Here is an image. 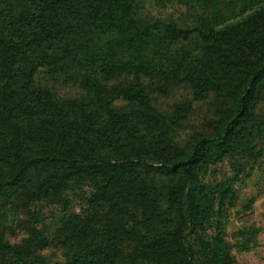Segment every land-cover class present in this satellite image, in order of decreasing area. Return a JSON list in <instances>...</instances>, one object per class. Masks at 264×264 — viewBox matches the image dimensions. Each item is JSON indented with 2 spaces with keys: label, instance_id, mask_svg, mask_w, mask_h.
<instances>
[{
  "label": "trees",
  "instance_id": "1",
  "mask_svg": "<svg viewBox=\"0 0 264 264\" xmlns=\"http://www.w3.org/2000/svg\"><path fill=\"white\" fill-rule=\"evenodd\" d=\"M135 1L0 0V264H51L36 249L38 231L19 244L7 239L5 223L15 207L56 196L82 177L93 181L100 199L139 170L179 180L162 187L166 209L156 202L145 210L139 225L155 231L139 236L138 250L160 264H230L220 226L211 241L198 236L193 245L186 231L203 228L219 195L230 193L229 183L205 185L201 175L226 157L248 155L262 134L257 108L264 103V42L251 54L237 52L200 29L203 43L193 52L201 50L202 58L189 71L192 99L162 114L152 102L150 92L160 86L147 79L145 71H154L147 60L164 63L192 32L175 22L122 15ZM43 70H71L85 98H57L37 83ZM212 94L223 107L210 130L156 162L140 155L158 121L177 125ZM68 225L63 220L58 231ZM127 260L115 244L102 243L81 245L64 264Z\"/></svg>",
  "mask_w": 264,
  "mask_h": 264
},
{
  "label": "rangeland",
  "instance_id": "2",
  "mask_svg": "<svg viewBox=\"0 0 264 264\" xmlns=\"http://www.w3.org/2000/svg\"><path fill=\"white\" fill-rule=\"evenodd\" d=\"M129 12L135 19L175 22L192 32L173 53L166 55L164 63L156 64L154 56L147 60L154 69L153 73L145 71L147 79L157 81L160 86L150 92L152 102L166 115L171 114L177 103L192 99L189 71L196 59L202 58L201 50L193 52L194 46L203 43L198 36L200 29L214 32L237 52L251 54L264 42V0H136L130 11H121L126 17ZM71 70H43L37 83L50 88L59 99L81 100L86 90L71 79ZM222 107L220 98L212 94L196 101L192 113L179 124L158 121L149 140L140 145V155L152 158L153 162L165 158L175 145H185L195 134L210 130L221 118ZM257 114L262 134L255 140L254 149L246 156L226 157L201 175L205 185L229 183L230 193L224 199L219 195L203 228L186 231L187 240L193 245L198 236L211 241L220 226L230 264H264V103L257 108ZM146 174L142 170L135 172L100 199L95 198L97 191L91 179L70 180L56 196L15 207L5 223L6 237L19 244L31 230L38 231L36 249L51 264L66 263L81 245L92 247L102 243L119 247L128 258L127 264H160L138 250L139 236L149 237L155 231L150 225L140 226L139 222L145 210L156 202L166 209L162 187L179 179ZM223 190L220 188L219 194ZM63 220L69 224L68 228L58 231ZM11 260L13 263L16 258Z\"/></svg>",
  "mask_w": 264,
  "mask_h": 264
}]
</instances>
